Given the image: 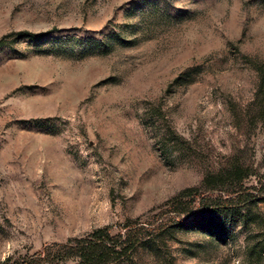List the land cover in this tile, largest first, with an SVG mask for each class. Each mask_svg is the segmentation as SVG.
I'll list each match as a JSON object with an SVG mask.
<instances>
[{"label":"rangeland","instance_id":"1","mask_svg":"<svg viewBox=\"0 0 264 264\" xmlns=\"http://www.w3.org/2000/svg\"><path fill=\"white\" fill-rule=\"evenodd\" d=\"M1 39L0 262L132 223L110 264H264V0H0Z\"/></svg>","mask_w":264,"mask_h":264},{"label":"trees","instance_id":"2","mask_svg":"<svg viewBox=\"0 0 264 264\" xmlns=\"http://www.w3.org/2000/svg\"><path fill=\"white\" fill-rule=\"evenodd\" d=\"M18 37L29 36L33 37L31 34H26L19 32L16 34ZM4 45V39L0 40V47ZM232 181L242 182L247 178L246 171L241 168L235 169L229 174ZM208 180H205V184ZM210 193L216 191L215 188L209 190ZM195 191L191 189L184 190L172 204L171 210L178 214H189L190 210L184 208L183 205L178 203L182 201V198H187L193 203L198 205L202 204L205 200H210L212 197L204 198L194 195ZM197 197L199 198L196 202ZM223 201L220 197H215V201ZM125 234L118 236H111L108 228L96 229L90 234L86 235L83 238L71 239L65 244H58L57 246L67 247V251H72L73 258L78 264H110L115 258H120L126 250L132 246L134 243L135 232H133L134 227L132 223L124 226ZM140 230V229H139ZM50 254L42 256L40 261H48ZM32 260H19L14 261L11 264H32ZM0 264H10L9 261L0 262Z\"/></svg>","mask_w":264,"mask_h":264}]
</instances>
